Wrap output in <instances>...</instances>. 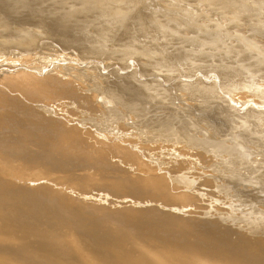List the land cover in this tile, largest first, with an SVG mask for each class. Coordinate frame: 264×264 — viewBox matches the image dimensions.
<instances>
[{
    "label": "rangeland",
    "instance_id": "1",
    "mask_svg": "<svg viewBox=\"0 0 264 264\" xmlns=\"http://www.w3.org/2000/svg\"><path fill=\"white\" fill-rule=\"evenodd\" d=\"M164 1L0 0V75L67 78L74 94L51 110L159 173L188 209L178 216L261 247L264 0ZM6 83L0 91L43 113L46 101Z\"/></svg>",
    "mask_w": 264,
    "mask_h": 264
},
{
    "label": "bare ground",
    "instance_id": "2",
    "mask_svg": "<svg viewBox=\"0 0 264 264\" xmlns=\"http://www.w3.org/2000/svg\"><path fill=\"white\" fill-rule=\"evenodd\" d=\"M7 74L0 77L11 92L47 107L40 113L0 91V264H264V244L241 247L178 216L188 209L159 173L111 144L110 135L51 110V100L74 91L67 78Z\"/></svg>",
    "mask_w": 264,
    "mask_h": 264
}]
</instances>
